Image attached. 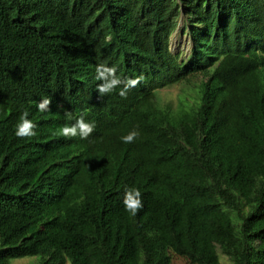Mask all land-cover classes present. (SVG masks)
<instances>
[{"label":"trees","instance_id":"obj_1","mask_svg":"<svg viewBox=\"0 0 264 264\" xmlns=\"http://www.w3.org/2000/svg\"><path fill=\"white\" fill-rule=\"evenodd\" d=\"M99 65L116 68L112 92ZM177 84L189 91L162 105ZM24 112L35 136L15 134ZM81 117L87 139L59 134ZM170 252L264 264V0H0V264Z\"/></svg>","mask_w":264,"mask_h":264},{"label":"clouds","instance_id":"obj_2","mask_svg":"<svg viewBox=\"0 0 264 264\" xmlns=\"http://www.w3.org/2000/svg\"><path fill=\"white\" fill-rule=\"evenodd\" d=\"M116 72L115 67H107L105 65H99L97 67V79L103 80L104 82L97 86L100 94L112 92L118 84L121 83L119 77H114ZM138 80H130L125 88L120 89L119 94L121 96L126 95L127 88L134 86ZM51 103L50 98L44 97L37 103V108L40 111H47ZM28 112H24L19 122L16 125V135L18 137H31L35 136L34 131L37 124L28 119ZM68 118L71 119V114H68ZM96 124L94 121H86L84 118H79L74 124L65 125L59 129V134L65 137H75L79 135L81 139H87L90 134L95 130ZM139 133L131 131L127 135L121 137L125 143H130ZM126 210L130 211L132 215H135L137 210L142 207L141 192L138 189L126 190L123 201Z\"/></svg>","mask_w":264,"mask_h":264},{"label":"rangeland","instance_id":"obj_3","mask_svg":"<svg viewBox=\"0 0 264 264\" xmlns=\"http://www.w3.org/2000/svg\"><path fill=\"white\" fill-rule=\"evenodd\" d=\"M182 44L180 47V51L186 52L188 50L187 47V40L186 38L182 37L181 35H177L173 41L172 50H177L179 48V44ZM186 45V46H185ZM197 79V78H194ZM189 91L187 85L177 84L168 88H164L159 90L158 93V101L162 105L171 104L173 107L177 106L179 97L181 96L182 92L186 93ZM171 257V264H189V262L184 259L183 257L177 256L170 252ZM39 257H25L20 259H15L10 261L9 264H38ZM220 261L222 264H230L228 260L223 256L220 255Z\"/></svg>","mask_w":264,"mask_h":264}]
</instances>
